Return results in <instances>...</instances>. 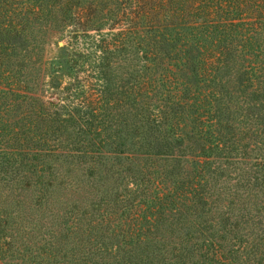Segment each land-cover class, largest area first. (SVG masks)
<instances>
[{"label":"trees","instance_id":"1","mask_svg":"<svg viewBox=\"0 0 264 264\" xmlns=\"http://www.w3.org/2000/svg\"><path fill=\"white\" fill-rule=\"evenodd\" d=\"M0 264H264V0H0Z\"/></svg>","mask_w":264,"mask_h":264},{"label":"rangeland","instance_id":"2","mask_svg":"<svg viewBox=\"0 0 264 264\" xmlns=\"http://www.w3.org/2000/svg\"><path fill=\"white\" fill-rule=\"evenodd\" d=\"M62 45H63V41H59V42H58V46H62ZM52 49H53V54H54L55 51H56V48H55L54 45H52Z\"/></svg>","mask_w":264,"mask_h":264}]
</instances>
